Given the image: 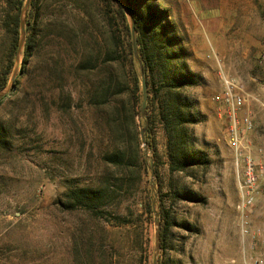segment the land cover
<instances>
[{
  "label": "rangeland",
  "instance_id": "1",
  "mask_svg": "<svg viewBox=\"0 0 264 264\" xmlns=\"http://www.w3.org/2000/svg\"><path fill=\"white\" fill-rule=\"evenodd\" d=\"M53 1L56 6L49 16L72 24L80 20L78 10L64 6L67 0ZM155 1L167 9L178 29L189 65L206 79L186 92L204 116L194 132L197 148L209 159L187 173L171 172L167 137L159 126L164 191L186 189L202 198L166 197L173 218L164 257H177L184 264H264V0ZM2 7L0 0V13ZM3 37L0 26V50ZM21 50L15 61L17 75ZM222 74L233 79L245 98L239 111L240 134L254 169L252 183L246 175L248 160L239 167L230 142L229 108L220 98ZM39 81H23L33 94L15 95L12 103L0 106V117L12 119L18 127L13 156L0 152V264H77L82 256L89 264H113L118 245L119 264L133 263L138 253L127 247L130 226H117L113 217H128L131 209L141 211L137 205L144 183L119 206H108L110 213L103 217L84 208L68 209L67 179L90 184L103 169H115L102 165L105 142L97 140L102 132L95 122L97 112L85 101L68 115L58 112L52 92ZM246 117L251 128L242 125ZM144 154L157 202L151 147ZM153 229L155 252L156 225Z\"/></svg>",
  "mask_w": 264,
  "mask_h": 264
},
{
  "label": "trees",
  "instance_id": "2",
  "mask_svg": "<svg viewBox=\"0 0 264 264\" xmlns=\"http://www.w3.org/2000/svg\"><path fill=\"white\" fill-rule=\"evenodd\" d=\"M26 0H2L0 26L4 31L0 50V91L7 89L14 73L17 53L22 61L12 88L0 97V106L12 103L15 95L28 98L33 92L24 82L40 80L53 94L52 103L66 115L84 106L97 114L95 122L101 131L97 140L105 142L102 165L115 171H103L93 183L78 184L69 178L66 195L68 209L84 208L98 217L110 213L108 206L130 198L142 187L138 213L128 217L114 215L117 226L129 225L128 248L138 253L130 264H153L155 237V191L141 139V125L153 152V164L159 192L156 209L161 221V247L158 264H184L177 257H164L168 247V230L173 211L166 197L202 200L194 192L164 191L160 166L158 130L161 125L167 137L168 164L171 172H189L209 163L205 152L197 148L194 125L204 116L186 90L206 82L203 74L188 63L178 29L167 9L155 0H128L136 20L141 61L134 57L132 35L126 12L119 0H67L69 9L80 12L76 24L59 16H49L56 6L53 0H32L26 19V39L21 43V15ZM264 19V12H262ZM142 69L147 74L149 98L146 115L142 114ZM39 95L38 101H41ZM35 102L36 99H33ZM36 104V103H35ZM16 106V101H15ZM145 116V122L140 117ZM18 127L12 119L0 117V152L11 158ZM131 216V217H130ZM127 244V243H126ZM117 249V261L122 253ZM77 264H89L82 256Z\"/></svg>",
  "mask_w": 264,
  "mask_h": 264
},
{
  "label": "water",
  "instance_id": "3",
  "mask_svg": "<svg viewBox=\"0 0 264 264\" xmlns=\"http://www.w3.org/2000/svg\"><path fill=\"white\" fill-rule=\"evenodd\" d=\"M119 1L122 4V6L126 12V15L128 17V20H129L130 30H131V35H132V47H133L134 57L137 60L141 61L142 59H141V54L139 51L138 30L136 27L135 16L133 14V11L131 9V6H130L128 0H119ZM31 2H32V0H26L25 5L22 9L20 47L23 45V43L25 42V39H26V19H27V13H28V9L30 7ZM16 76H17V70L13 74L12 81L15 80ZM141 77H142V90H143L141 111H142L143 115H146L148 98H149V89H148V78H147V74L144 71V69H142ZM13 83L14 82H12L7 89L0 91V97L9 92V90L12 88ZM148 122L149 121L147 120L146 125L141 127V139H142L143 146H144L146 153H148V151L150 149V145H149L148 141L146 140V128H147ZM150 171H151L152 179L154 180L156 177V171H155L153 164L150 166ZM153 186H154V184H153ZM154 209H155V225H156V244H155L153 264H158L159 251H160V247H161V221H160L159 211L156 209V199L154 201Z\"/></svg>",
  "mask_w": 264,
  "mask_h": 264
},
{
  "label": "built area",
  "instance_id": "4",
  "mask_svg": "<svg viewBox=\"0 0 264 264\" xmlns=\"http://www.w3.org/2000/svg\"><path fill=\"white\" fill-rule=\"evenodd\" d=\"M224 83V91L220 98L225 102L228 106L229 111V120H230V142L235 148V152L237 155V164L239 167L243 166L244 161L248 160V173L246 171V175L249 176L248 183H252L254 181L253 174L254 169H252L251 157L245 151V146L242 143V137L240 134L241 131V120L239 117V111L244 105L245 98L244 96L237 91L238 86L234 83L233 79L225 74L221 76ZM246 125L248 128H251L253 123L249 117L244 118L242 121V125ZM247 165V164H246Z\"/></svg>",
  "mask_w": 264,
  "mask_h": 264
}]
</instances>
